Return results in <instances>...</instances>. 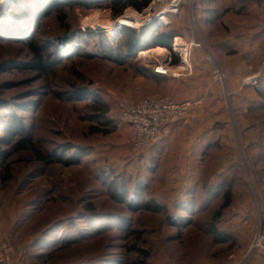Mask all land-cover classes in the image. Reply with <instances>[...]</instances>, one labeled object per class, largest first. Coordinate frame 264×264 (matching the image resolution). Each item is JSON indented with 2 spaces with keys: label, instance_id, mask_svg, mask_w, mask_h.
Masks as SVG:
<instances>
[{
  "label": "rangeland",
  "instance_id": "374dc122",
  "mask_svg": "<svg viewBox=\"0 0 264 264\" xmlns=\"http://www.w3.org/2000/svg\"><path fill=\"white\" fill-rule=\"evenodd\" d=\"M211 1H184L173 15L172 26H162L160 31L166 37L182 36L187 44L194 38L213 55L224 83H212V68L211 74L205 69L203 81L207 93L214 89L221 94L225 112L231 104L223 70L224 66L231 70L227 53L242 50L244 34L251 32L246 29H253L250 26L259 22L255 18L263 14L259 4L245 0L237 9L229 7L231 0H218L219 9L211 13L209 6L215 0ZM86 14L95 17L86 22ZM66 15L71 32L91 33L110 47L119 44L127 57L122 64L80 56L70 45L72 52L57 59L54 73H37L27 68L31 55L23 41L0 38V128L9 112L17 116L33 134L32 149L38 153L24 151L8 160L9 179L0 180V240L25 250L27 264H140L144 258V264H264V173L258 159L263 149L260 143L264 144V111L253 107L244 113L253 121V136L260 138L254 141L255 157L246 151V160L251 159L246 173L232 159L238 146L243 149L238 131L244 126L238 128L230 117L226 122L220 119L222 124L215 129L213 120L218 117L201 126L199 121L174 123L188 126V133L195 131L200 140L204 136L202 144H210L206 150L202 147L196 165L188 168L187 144L174 142L166 148L158 143L135 149L128 128L112 121L119 103L144 97L181 99L185 93L181 79L193 75L192 60L189 76H151L145 71L149 68L146 63L164 59L167 51L138 56L143 49L133 57L123 34L113 39L96 37L100 26L115 23L119 16L113 17L108 9L79 6ZM262 29L257 28L256 34ZM61 31L55 18H48L38 30V40L47 43ZM235 38L242 39L239 45ZM194 50L202 56L200 49ZM255 50L256 68L264 62L263 38L257 40ZM246 84L256 89L263 86L248 78ZM77 90L90 91L99 101L93 102ZM211 105L217 106L214 101L209 109L217 110ZM98 108L106 111L104 117ZM234 130L239 140L230 139ZM53 155H62L69 163L55 161ZM107 175L129 197L137 190L144 200L156 202L163 210H132L126 205L129 197L126 203L114 201L111 188L103 184ZM223 180L225 186L232 183L233 189L230 206L221 210L223 196L217 189ZM210 226L215 236L210 234Z\"/></svg>",
  "mask_w": 264,
  "mask_h": 264
},
{
  "label": "trees",
  "instance_id": "16d2710c",
  "mask_svg": "<svg viewBox=\"0 0 264 264\" xmlns=\"http://www.w3.org/2000/svg\"><path fill=\"white\" fill-rule=\"evenodd\" d=\"M149 2L150 0H14L13 6L9 10H0V38H5L9 41H23L25 47L31 55V60L28 63L27 68L29 70H34L37 73H54L57 69L55 65L57 59L64 58L66 56L65 52H72L70 45H74V51H77L76 53L80 56L104 57L115 63L123 64L127 56L122 54L119 44L110 47L102 41H97L91 33L71 32L70 27L66 24V13L67 11H73L78 6L83 8L99 7L110 10L112 16L117 17L122 15L124 10L128 7L140 12L149 5ZM100 4L104 5L101 6ZM51 17L55 18L62 31L59 34L54 35L52 39L50 38L47 43L40 42L38 40V30L40 29L42 22ZM160 28L163 27L157 24H151L140 32L129 28H122L119 33L121 35L123 34L126 38L125 45L128 48V53L135 57L138 51L146 49L151 44H159L165 47L171 46L173 39L171 34H168L166 37L165 34L160 31ZM201 54L202 56L199 52H195L193 49V55L191 58L192 63L194 64L195 62V56V58H200V61L204 66L208 65L204 60L202 51ZM10 61L11 60H9V62ZM173 62L177 64L178 58H175ZM206 68L207 70H210L211 74V67L208 65ZM145 71L151 76L157 77L150 69H145ZM191 77L192 76L183 78L181 81L188 82ZM77 93L92 97L91 99L93 102L99 101L96 94H93L90 91H78ZM255 94L259 97L260 102L258 105H255L254 108H259L264 111V89L255 90ZM76 95L77 97H81L78 94ZM204 99L205 98L200 95L194 98L177 101L195 102L196 100H202L201 104L195 105L192 108V112L197 117V111L199 110L197 108L204 103ZM23 110L26 109L24 108ZM28 110H31V108ZM97 111H99L101 117H104V114L106 113L105 110L98 108ZM249 111H252V109ZM8 115V121L0 128V132L3 134L0 138V180H2L3 183L9 179L10 169L8 160L12 155L24 151L37 153L32 149L33 134L31 131L23 125L22 121L17 116L11 114L10 112ZM162 141H164V139ZM208 145L210 144H204L203 149H208ZM2 147H6L7 149ZM57 155H53L55 161H59L62 164L69 163V160L63 159L62 155ZM63 155L67 154L63 153ZM258 159L263 165L260 171L264 173V150H262ZM108 177L103 180V184L111 188L112 192L110 195L112 199L118 203H126L125 201L129 197L127 190H123V188L119 189L121 187H118L117 189V184L113 182V179H111L110 176ZM223 181L224 182H222V184L218 185L217 189V192L220 191L221 196H223V205L221 210L230 206L233 189L232 183H227L225 186L226 180ZM222 187H225L223 191L220 190ZM133 194L134 195H131L128 198L130 202L126 203L127 206H130V209H148L153 211L163 210L161 206H157L158 204L156 202L144 200L142 193L139 191L135 190ZM218 215L219 213L217 216ZM210 228V234L215 236L216 231L213 226H210ZM70 240L73 241V238ZM132 249L138 252L136 248ZM143 260H145V258ZM143 260L140 261V264L145 263Z\"/></svg>",
  "mask_w": 264,
  "mask_h": 264
},
{
  "label": "built area",
  "instance_id": "2783aa9c",
  "mask_svg": "<svg viewBox=\"0 0 264 264\" xmlns=\"http://www.w3.org/2000/svg\"><path fill=\"white\" fill-rule=\"evenodd\" d=\"M184 1L190 2V0H150L149 5L140 12L129 7L125 10L124 15L117 18L115 23H118L120 27L123 25V28L133 30L134 28L130 25L137 27L135 30H140L143 26L151 24L169 27L172 26L173 15ZM127 12L131 15H127ZM127 21L132 23L129 25ZM194 47L202 51L204 60L210 64L212 83L223 84L224 76L217 61L194 38L187 44L182 36H174L170 47H161L167 51V56L162 60L147 62L146 66L154 75L159 77L179 78L189 76L193 71L191 56ZM140 53L138 56H140ZM172 55L179 59L177 64L172 63ZM248 81L257 85L256 79L248 78ZM201 102L202 100L192 102L174 101L169 97H144L137 102L124 101L119 103L112 119L116 126H126L128 128L129 140L133 148L147 149L168 137L174 123L185 121L196 124L198 119L192 112V108L201 104ZM260 240H262L261 237ZM260 240H258V246L261 243ZM25 256V250L16 248L6 239L0 240V264H27Z\"/></svg>",
  "mask_w": 264,
  "mask_h": 264
},
{
  "label": "crops",
  "instance_id": "0c3cea01",
  "mask_svg": "<svg viewBox=\"0 0 264 264\" xmlns=\"http://www.w3.org/2000/svg\"><path fill=\"white\" fill-rule=\"evenodd\" d=\"M212 0L211 2H213ZM243 0H231L230 2V8L231 9H237L239 6L240 2ZM215 2V3H214ZM212 5L209 6L211 8V13L214 11H217L219 9V4L220 1H214ZM246 3H253V4H259V11L262 12L263 15L260 17L255 18V20L259 21L258 24H255V26H250L253 27V29H246L251 30V32H247L244 34V41L245 44L242 47V50H229V53H227L228 56L226 58H229L231 63H230V68H226L225 66L223 67L224 72L226 73V76L228 78V87H227V92H229L231 104H229V108H225V112L222 111L223 103L221 101L222 96L220 93H216L217 90L210 89L211 93H207V90L205 88L207 83H204V74H205V69L206 66H204L200 58H195L194 62V72L192 77L189 79L188 82H183L181 81V87L185 93L181 96V99H187V98H194L196 96H202L204 97V107L201 108L199 106L197 109V118L200 123L203 122H208L210 121L211 118L218 117L216 120H213V124L215 125L214 129L216 128L217 124H222V121L228 120L227 118L230 117L231 120H234L239 126H244L242 130L238 131V134L240 136V139L243 145V149H240V147H237V152L235 155H233V162L236 164V166H240L242 171L246 173V171L251 167L250 160L247 161L245 158L246 151L249 149L252 153L251 155H257V150L258 149H253V147L256 146L254 141L259 140L260 138L254 137L253 133V126L251 123L253 121H249L247 117L245 116L244 113L248 112L249 110L252 109L255 105H258L260 102L259 97L255 94V88L250 87L249 85L246 84V79L250 77H254L256 79L257 83H260L261 89H264V62L263 66L259 67H254V62H255V56L256 55V50H255V43L257 42L258 39L263 38L264 39V0H245ZM213 11V12H212ZM263 28L260 31V34H256L258 32L257 28ZM241 37V36H239ZM237 45H239L240 38H235L234 39ZM241 46V44H240ZM236 49V48H233ZM244 76V77H242ZM180 81V80H179ZM178 81V82H179ZM180 83V82H179ZM259 89V86H258ZM206 90V91H205ZM257 90V89H256ZM214 91V92H213ZM224 93V90H223ZM211 95V96H210ZM212 99V100H211ZM177 101V100H176ZM213 101L217 104L216 107H211L214 110L213 112L209 109L210 103L212 104ZM228 112V114H226ZM233 113L236 117H232ZM219 119V120H218ZM222 119V121H220ZM188 126H184L182 123H177L174 124L171 127L170 130V135L164 139V141L160 142L158 145H164L167 147L168 144L173 147L174 142L181 143V144H187L184 149L186 150V157L187 159L189 158V161L187 162V168L188 166H193L196 165V158L199 157V154L203 150L202 147L204 144H202V140L204 139V136L201 137L202 139L200 140L199 137L200 135L197 134L195 131L192 133H188L187 131ZM193 128V127H191ZM213 128V127H211ZM209 128V129H211ZM193 129H199V128H193ZM204 134V132H203ZM206 136V135H205ZM230 139H235L239 140L237 131H233V137L230 136ZM245 140V145L244 141ZM171 143V144H170ZM260 145L264 148L263 142L260 143ZM264 150V149H262ZM254 156V157H255ZM193 170V169H190ZM189 171V170H188ZM261 189V187H260ZM264 189V187L262 188Z\"/></svg>",
  "mask_w": 264,
  "mask_h": 264
},
{
  "label": "bare ground",
  "instance_id": "6f19581e",
  "mask_svg": "<svg viewBox=\"0 0 264 264\" xmlns=\"http://www.w3.org/2000/svg\"><path fill=\"white\" fill-rule=\"evenodd\" d=\"M9 0H0V3L2 4H6L8 3ZM95 17L94 14H86L83 16L84 20H86V22L89 20V19H93ZM164 23L166 21H163ZM162 22V23H163ZM127 23L130 25V23L132 22H129L127 21ZM132 28H137V27H134L133 25H130ZM123 28V25L120 27L118 25V23H109L108 26H105V27H99V29H97V32L95 33L96 34V37L97 38H108V39H113L114 36H116L117 34H119L120 30ZM166 54V50L161 48L160 46H155V45H150L149 48L147 47V49H145L144 51H142L140 53L141 57L144 56V55H150L151 57L154 56L155 54Z\"/></svg>",
  "mask_w": 264,
  "mask_h": 264
},
{
  "label": "water",
  "instance_id": "95a60500",
  "mask_svg": "<svg viewBox=\"0 0 264 264\" xmlns=\"http://www.w3.org/2000/svg\"><path fill=\"white\" fill-rule=\"evenodd\" d=\"M13 1L14 0H9V2L8 3H6V4H2V3H0V7H1V9L3 8V9H5V10H9L12 6H13ZM4 10V11H5ZM115 37V36H114Z\"/></svg>",
  "mask_w": 264,
  "mask_h": 264
}]
</instances>
